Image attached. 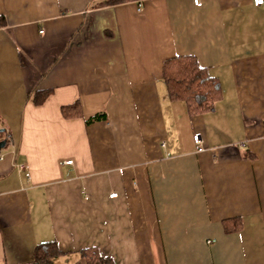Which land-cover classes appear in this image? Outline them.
<instances>
[{
  "label": "crops",
  "instance_id": "1",
  "mask_svg": "<svg viewBox=\"0 0 264 264\" xmlns=\"http://www.w3.org/2000/svg\"><path fill=\"white\" fill-rule=\"evenodd\" d=\"M0 17V264H35L51 241L52 264L87 247L115 264H264V3L0 0ZM181 55L218 79L213 110L169 98L163 62Z\"/></svg>",
  "mask_w": 264,
  "mask_h": 264
},
{
  "label": "trees",
  "instance_id": "2",
  "mask_svg": "<svg viewBox=\"0 0 264 264\" xmlns=\"http://www.w3.org/2000/svg\"><path fill=\"white\" fill-rule=\"evenodd\" d=\"M130 1L142 0H104V3L106 5H116ZM4 24V19L0 17V26ZM162 73L169 98L184 101L190 117L213 110L215 103L221 97L218 79L210 75L205 67L200 66L192 55H181L166 59L163 62ZM47 95L48 91H39L35 93L34 101L41 103ZM61 112L65 118L82 116L81 105L78 101L61 107ZM102 117V114L94 115L86 122L88 124L100 120ZM230 220L237 222L238 226L226 229H230V231L239 230L241 219L234 217ZM62 254L64 253L58 249L53 241L39 243L32 253L33 262L35 264H52L53 259ZM79 254L81 264H115L110 257L101 255L96 247L81 249Z\"/></svg>",
  "mask_w": 264,
  "mask_h": 264
},
{
  "label": "built area",
  "instance_id": "3",
  "mask_svg": "<svg viewBox=\"0 0 264 264\" xmlns=\"http://www.w3.org/2000/svg\"><path fill=\"white\" fill-rule=\"evenodd\" d=\"M252 1H253V4H254L255 6H260V5H262V4L264 3V0H252ZM194 3H195L196 5H201V0H194ZM193 139H194V141H195L196 143L200 144V139L198 138V135L195 134V135L193 136ZM66 163L71 164L72 161L69 160V161H66ZM17 167H18L19 170H24V168H25L23 164H18ZM27 175H29V174L27 173ZM116 195H117V193L112 192V193H110L109 196H110V197H115Z\"/></svg>",
  "mask_w": 264,
  "mask_h": 264
},
{
  "label": "water",
  "instance_id": "4",
  "mask_svg": "<svg viewBox=\"0 0 264 264\" xmlns=\"http://www.w3.org/2000/svg\"><path fill=\"white\" fill-rule=\"evenodd\" d=\"M5 146V140L0 141V150Z\"/></svg>",
  "mask_w": 264,
  "mask_h": 264
}]
</instances>
